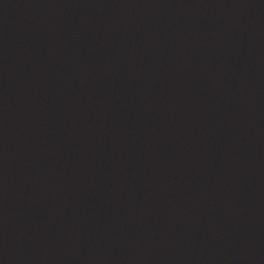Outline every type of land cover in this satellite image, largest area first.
Returning <instances> with one entry per match:
<instances>
[{"label": "water", "instance_id": "1", "mask_svg": "<svg viewBox=\"0 0 264 264\" xmlns=\"http://www.w3.org/2000/svg\"><path fill=\"white\" fill-rule=\"evenodd\" d=\"M0 264H264V0H0Z\"/></svg>", "mask_w": 264, "mask_h": 264}]
</instances>
